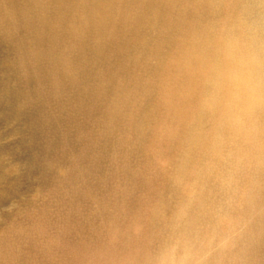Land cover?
Returning <instances> with one entry per match:
<instances>
[{"label": "rangeland", "instance_id": "374dc122", "mask_svg": "<svg viewBox=\"0 0 264 264\" xmlns=\"http://www.w3.org/2000/svg\"><path fill=\"white\" fill-rule=\"evenodd\" d=\"M117 12L109 22L121 19ZM134 18L131 12L125 19ZM109 26L113 47L104 46L107 51L98 60L91 46L105 31L91 35L80 26L75 39L62 33L63 51L75 56L78 78L63 90L70 113L67 107L59 110L56 87L36 82L31 88L45 169L42 180L30 183L37 189L33 200L0 226V264H162L160 252L185 222L186 232L196 235H190L193 244L212 242L201 247L206 262L189 264H264V177L252 141L226 133L225 154L231 153L235 172L217 163L203 170L211 161L208 144L220 114L203 115L201 107L203 81L215 63L191 56L192 45L210 44L191 40L201 27L152 26L146 28L148 41L134 40L132 48L124 40L140 37L138 24L127 34ZM63 66L73 71L68 59ZM215 83L212 79L206 86ZM255 122L264 126L260 118ZM202 127V143L194 146L191 134ZM194 193L201 196L191 198ZM214 225L220 232L216 238ZM182 250L175 246L170 257L175 264Z\"/></svg>", "mask_w": 264, "mask_h": 264}, {"label": "bare ground", "instance_id": "6f19581e", "mask_svg": "<svg viewBox=\"0 0 264 264\" xmlns=\"http://www.w3.org/2000/svg\"><path fill=\"white\" fill-rule=\"evenodd\" d=\"M179 9L183 12L175 14ZM114 11H118L121 19L112 20L111 23L107 17H113ZM131 12L135 18L128 22L125 18ZM134 24H138V28L143 30L140 31V37L132 36L133 38L124 40V43H130L125 46L132 48L135 47V41H148L149 37L146 35L149 29L146 28L152 26L184 25L192 29L201 27L197 32L198 36L192 37L191 40L193 43L210 44L192 45L191 56L197 61L210 57L211 61L215 62L210 76L203 81L206 90L201 107L203 115L220 114L213 123V140L208 144L211 161H208L203 170L210 171L213 169L212 165L217 163L226 172H235L236 164L230 159L231 153L225 154V134L229 133L234 137H249L252 141L250 147L259 168L257 170L264 177V126L255 127V119L264 121V0H0V131L5 126H11L7 133L0 134V226L13 212L22 210L33 200L37 189L31 187L30 183L34 178L38 179L44 171V159L39 156L38 117L35 113L37 104L31 88L36 82H39V86L43 83L51 89L56 87L57 90H54L58 96L55 98L59 110L67 107L70 113V100L64 97L63 90L67 87V82L70 85L71 82H77L78 78L77 69L73 70L75 56L70 49L67 57L65 53L68 50L63 51V31L70 39H75L77 28L80 26L84 27V32L91 35L94 30L100 35L105 31L98 45L95 46L94 43L91 46L96 57L90 53L97 59L107 51L104 46L113 45L109 31L106 30L108 25L114 27L109 26L114 33L120 31L127 34L131 33L130 28ZM172 39L171 41H175ZM71 46L73 47L70 43ZM125 51L122 53H126ZM110 55L113 58L114 55ZM65 59L72 62L73 68L70 70L73 71L65 70ZM102 62L100 60V63ZM245 67L247 71L244 70ZM212 79L216 82L215 85L206 86ZM108 85L110 87V84ZM75 98L77 99V96ZM63 101L67 106H64ZM74 106L77 107V102H74ZM204 131L202 127L191 134L190 139L194 141V146L202 143ZM42 179L43 176H40L39 181ZM225 180L223 178L222 182ZM232 183L230 178L229 184ZM199 195L200 193H194L191 198ZM219 211L223 212L221 207ZM187 224L185 222L183 227L178 226L177 232L175 231L177 237L173 236L172 243L166 244L169 248L166 247L160 252L162 264L167 261L175 264L176 261L172 262L170 257L178 245H181L184 251L181 253L183 256L179 260L180 264H189L193 259L206 262L204 250L212 242L205 245L200 242L199 246L193 244L194 238L190 235H196L186 232ZM212 233L214 238L220 235L215 225ZM260 235H264V231L260 230ZM201 247L206 248L203 250ZM209 263L219 262L213 263V260H210Z\"/></svg>", "mask_w": 264, "mask_h": 264}]
</instances>
